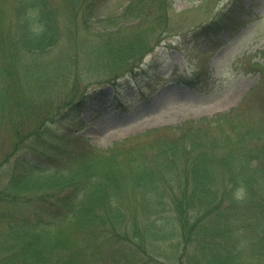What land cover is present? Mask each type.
<instances>
[{
  "label": "trees",
  "instance_id": "1",
  "mask_svg": "<svg viewBox=\"0 0 264 264\" xmlns=\"http://www.w3.org/2000/svg\"><path fill=\"white\" fill-rule=\"evenodd\" d=\"M173 1L103 15L106 0H0V264H264L263 65L244 63L259 75L255 116L245 95L107 147L33 145L79 93L93 98L89 84L116 86L170 34L231 31L229 13L183 26Z\"/></svg>",
  "mask_w": 264,
  "mask_h": 264
},
{
  "label": "rangeland",
  "instance_id": "2",
  "mask_svg": "<svg viewBox=\"0 0 264 264\" xmlns=\"http://www.w3.org/2000/svg\"><path fill=\"white\" fill-rule=\"evenodd\" d=\"M126 2L106 0L100 13L119 12ZM172 7L181 21H188L182 25L191 23V28L222 19L231 9V31L205 34L201 40L192 38L191 32L186 33L190 36L170 34L138 64L137 71L123 67L124 77L116 86L98 89L96 83L89 84L86 94L96 90L93 98L79 93L73 99L79 105L59 113L43 140L33 141L35 147L62 145L67 134L107 147L151 128L214 117L236 107L245 95L250 102L244 115H256L254 104L260 96L253 88L259 75L245 71L244 63L264 66V0H219L213 8L205 0H174ZM196 72L204 74L196 78L199 83H187ZM117 90H123L119 97Z\"/></svg>",
  "mask_w": 264,
  "mask_h": 264
},
{
  "label": "clouds",
  "instance_id": "3",
  "mask_svg": "<svg viewBox=\"0 0 264 264\" xmlns=\"http://www.w3.org/2000/svg\"><path fill=\"white\" fill-rule=\"evenodd\" d=\"M28 15H31V11H29ZM41 31H43V28H41ZM244 192H245V189L242 186L240 188H237L236 192L234 193L235 198L237 200L242 199Z\"/></svg>",
  "mask_w": 264,
  "mask_h": 264
}]
</instances>
